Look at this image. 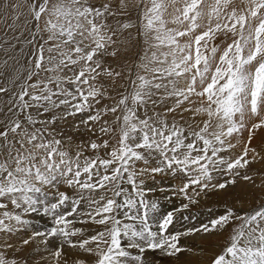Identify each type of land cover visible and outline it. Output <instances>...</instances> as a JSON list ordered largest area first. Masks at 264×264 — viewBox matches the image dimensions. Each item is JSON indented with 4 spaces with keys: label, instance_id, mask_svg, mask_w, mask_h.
Here are the masks:
<instances>
[{
    "label": "snow or ice",
    "instance_id": "obj_1",
    "mask_svg": "<svg viewBox=\"0 0 264 264\" xmlns=\"http://www.w3.org/2000/svg\"><path fill=\"white\" fill-rule=\"evenodd\" d=\"M24 4L26 74L13 79L8 60L0 71V264H27L7 252L38 238L59 241L55 264H145L155 251L179 260L189 251L182 237L224 233L210 264H264V202L209 209L207 221L172 230L194 197L227 192L238 178L255 184L249 169L264 161L251 147L264 129V0ZM20 7L0 0V15L19 21ZM121 59L133 61L130 91L116 87L125 65L110 61ZM167 189L189 203L161 212L148 193ZM33 216L48 228L21 235Z\"/></svg>",
    "mask_w": 264,
    "mask_h": 264
},
{
    "label": "bare ground",
    "instance_id": "obj_2",
    "mask_svg": "<svg viewBox=\"0 0 264 264\" xmlns=\"http://www.w3.org/2000/svg\"><path fill=\"white\" fill-rule=\"evenodd\" d=\"M24 10H22L23 15H21L19 21H15L12 14H9L8 16L0 15V71H4L3 62L5 60H8V64H9L8 74L13 79L16 76L23 77V75L26 74V71H25L26 63L24 66L21 64L18 65V64H15L16 61L14 62L13 59H8L9 57H12V54L16 55L17 52H15L14 49L16 50L17 48H20V51H21V49H23L22 53H25L26 57H29L31 55V52L26 53L27 51H31V45H27L24 42L31 38L29 35V29L32 27V25H31V23H29L30 18H28V16H30L29 15L30 13H29L28 9L26 11H24ZM0 12H2V10H0ZM17 42H18V46L16 44ZM133 42H134V40H133ZM23 59H24V57H23ZM19 66H21V67H19ZM20 70H21V74H20ZM5 82H8V81H5ZM117 84L120 85L119 83H117ZM128 85H129V82H128ZM122 88L120 90H122ZM9 95H11V93H9ZM6 100H7V97L0 95V101L6 102ZM3 106H4V104L0 103V107H3ZM71 119L72 118H69L70 123H71ZM249 126H251V125L249 124ZM66 132L68 134H72L69 129H66ZM243 133L247 134L248 131H244ZM86 138H87L86 136H81L78 139H86ZM233 142L237 143L238 140L234 139ZM241 152H240V154H241ZM233 153L234 152H232V156L234 155ZM89 154H91V153H89ZM235 157L236 156L234 155L233 158H235ZM256 178H255V180H256ZM174 181H177V180L166 181V184H169V183L173 184ZM245 182H247V181H244L243 179H237L235 186L230 187L229 191H234L235 193H239L241 191L243 194L246 195L248 193H251L252 189H256V186L259 185L258 188H260V185L262 184V183L258 182V184H255V186H254V185H251L253 183L247 184ZM177 184H180V182H177ZM61 190H64V188L62 187ZM216 194L221 197L224 195V192L223 193H216ZM189 195H192L191 191L189 192ZM203 197H201V198L200 197L199 198L194 197V199H196L198 201V203L189 204V207L187 209H183L182 211L176 213V225H175V228L172 229L173 231H176V230L182 231L184 228L191 227L194 224L198 225L199 222L207 221V219L209 217V211H198V212L193 211L194 209H198V208H201V209L204 208L205 209V206H203V205L206 203L207 204L210 203L209 200L208 201H206V199H205V201L202 200ZM148 198L150 200H157L159 202L161 212H167V211H170L173 209H179L181 207V205L189 203V201L187 199H185L182 194H179V193L173 194L172 190H170V189H167L163 193H161L159 191H157L155 193L150 192V193H148ZM248 199H251V197L250 198L248 197ZM215 201H216V205L220 206V201H218V199ZM242 204H244V201ZM231 205L234 206L237 210H241V207L238 208V206H237L238 204H236V205L231 204ZM212 208H214V207H212ZM219 208L217 210H214V212H222L224 210V209H219ZM183 217H189V219L184 220ZM26 218L31 219V224L28 226V228L25 232L21 233V235H23V236H27L33 230L43 231L46 228H48V226H49V221L46 217L41 218L40 216H33V217H26ZM77 226H79V225H77ZM221 236L222 235L204 238L201 235H192V236L182 237V243L187 249H189V251H186L182 256H180L179 260H177L175 257H168L159 251H155V252H148L147 253V258L145 260V264H188V262H190V261H197L198 264H208L211 260V257L213 256V254L216 253L217 251H216L215 247L210 246L211 244L208 245V247H207V243L212 241V240H217ZM0 238H2V237H0ZM58 244H59V241H52L50 244H48L46 246V245L40 243V240L38 238L30 246L24 247L22 249V251H20L18 253L7 252V255L9 256V258L15 256L18 259L26 260L27 264H55V260H54V257L52 255V252L55 250V248L58 246ZM203 244H205L206 247H203L202 246ZM17 246L18 247L20 246L18 242H17ZM200 249H204V251H200ZM65 251L68 252L69 256H71V257H76L79 255L83 258V254L77 253L75 250H69V249L65 248ZM61 264H63L62 261H61ZM70 264H71V262H70Z\"/></svg>",
    "mask_w": 264,
    "mask_h": 264
},
{
    "label": "rangeland",
    "instance_id": "obj_3",
    "mask_svg": "<svg viewBox=\"0 0 264 264\" xmlns=\"http://www.w3.org/2000/svg\"><path fill=\"white\" fill-rule=\"evenodd\" d=\"M14 3H17V4H20L21 7L17 10L19 12H23L22 10L26 11L28 8L26 7V5L24 4V0H13ZM135 4V0H129V6L132 7L133 5ZM26 7V8H25ZM30 15V14H29ZM13 16V15H12ZM14 17V16H13ZM28 18H30V16H28ZM206 23V22H205ZM135 30H132V33H133V36H135ZM230 42V41H229ZM135 43V41L133 42V44ZM217 43H219V41H217ZM17 46H18V42L16 43ZM28 49V48H27ZM135 50V49H134ZM16 53V55L12 54V58L15 62V64H18V65H25L26 63V66L28 64V59L29 57H26L25 56V53H22L20 51V48H17L16 50L14 49ZM28 52H31V51H27L26 53ZM24 59H23V57ZM27 60V61H26ZM22 61V62H21ZM132 59H127V60H123L121 59L120 61H111V63L113 64V66H116L117 64H121V65H125L126 67L124 68V77L118 79L117 83H119L120 85H118L116 83V87L118 89H121L122 87V90H124V87L125 88H128V90L130 91V86L128 85V80H127V66H131L132 64ZM21 67V66H19ZM117 71H120L121 68L120 67H117L116 68ZM20 74H21V70H20ZM110 83V82H109ZM2 85V84H1ZM0 85V86H1ZM123 85V86H122ZM125 85V86H124ZM113 95H115V92H113ZM110 103L112 101H109ZM108 101H105V103H109ZM77 119H79V117H77ZM169 119H171V117H169ZM248 127L250 128V126L248 125ZM262 134V135H261ZM243 141H238L237 143L233 142L234 144H236L237 146L232 150V152H234L233 154L235 156L239 155L240 152L243 150V145L246 141H248V136H249V132L247 134L243 133ZM264 129H257L255 131V135H254V138L252 139V145L251 147L256 149L258 152H260L261 155H264ZM260 139V140H259ZM263 139V140H262ZM262 149V150H261ZM241 150V151H240ZM233 155V156H234ZM257 163V164H256ZM249 175H251L255 181V184H258L259 183H262V181H264V161H258V162H254L252 165H251V168L249 169V172H248ZM261 175V176H260ZM257 177V178H256ZM256 178V180H255ZM159 179V178H158ZM238 179H242V178H238ZM258 180V181H257ZM177 182H179L178 180L177 181H174L173 186L175 187H178L180 186L181 184H177ZM247 184H251V182H245ZM177 184V185H176ZM255 184H251V185H254ZM182 186V185H181ZM258 186H256V189H252V192L251 193H248V194H243L241 191L239 193H235L234 191H227V192H224V195L223 196H218L216 193H210L208 196H200L203 197L202 200L205 201H208L210 203H206L204 204L203 206H205V209L204 208H198V209H194L193 211L194 212H198V211H208L209 209H212L213 211L214 210H217L220 206L219 209H224L226 206H229L231 204H238V208L241 207V210H249L251 208H254L255 206L259 205L260 203L264 202V186L262 187V184L260 185V188H258ZM258 189V190H257ZM214 194V195H213ZM211 195V196H210ZM219 197V198H218ZM248 197L251 199H248ZM199 198V197H197ZM216 198V199H215ZM213 199V200H212ZM220 201V206L219 205H216V201L217 200ZM242 200V201H241ZM246 200V201H245ZM244 201V204H242ZM247 202V203H246ZM249 202V203H248ZM211 206V207H210ZM219 206V207H218ZM224 206V207H223ZM232 206V205H231ZM214 207V208H212ZM248 208V209H247ZM201 209V210H200ZM228 236V233H224L219 239L217 240H212L210 242L207 243V247L208 245H210L211 247H215L216 251L218 252L219 251V248L216 247L217 244H219L220 246H224L225 243H226V238ZM209 241V240H208ZM217 241V242H216ZM203 247H206L205 244L202 245ZM210 264V262L208 263Z\"/></svg>",
    "mask_w": 264,
    "mask_h": 264
}]
</instances>
